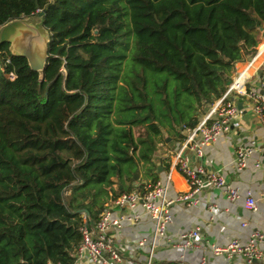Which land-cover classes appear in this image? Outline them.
<instances>
[{"label": "trees", "instance_id": "trees-1", "mask_svg": "<svg viewBox=\"0 0 264 264\" xmlns=\"http://www.w3.org/2000/svg\"><path fill=\"white\" fill-rule=\"evenodd\" d=\"M45 11L42 83L0 45V264H76L83 229L159 181L165 134L184 140L264 41V0H0V28Z\"/></svg>", "mask_w": 264, "mask_h": 264}, {"label": "crops", "instance_id": "crops-1", "mask_svg": "<svg viewBox=\"0 0 264 264\" xmlns=\"http://www.w3.org/2000/svg\"><path fill=\"white\" fill-rule=\"evenodd\" d=\"M258 51L263 53L253 61L247 59L237 65L232 82L244 73L246 89L264 95L261 87V82L264 80V41L257 48ZM251 62L253 63L249 66ZM232 99L239 110V116L231 133L205 147L203 158H198L191 150H186L184 155L189 158L191 167L203 166L208 171L224 176L227 182L239 188L242 198L236 202H230L222 191L207 186L201 194L199 205L189 207L178 203L172 206L173 223L168 228L166 238L159 241L154 252L151 250L155 222L143 213L142 208L134 211L129 208L114 209L113 217L115 218L121 214L133 212L142 214L138 223H124L121 228L110 233L113 244L121 252L126 264H148L150 260L153 264L180 262L203 264L204 258L205 264H244L242 258L235 257L231 260L225 256H215L211 251V246L226 247L234 240L247 243L254 231L264 232V127L253 112V100L245 96H235ZM211 108H206L201 119ZM181 135L185 140L186 132H181ZM165 139V144H159L154 160L159 181L168 184V175L171 174L167 198L174 199L189 190L187 180L175 166V156L184 140L180 141L166 134ZM251 141L257 142L255 152L248 160L247 167L238 171L235 167L236 150L250 144ZM159 169L162 170L161 173ZM136 175L138 179L134 177L133 187L137 188L148 183L149 180L145 179L143 173ZM128 185L129 183H126V187ZM122 189L120 184L115 186L117 191ZM249 194L257 200L256 213H251L245 208V197ZM211 205L216 206L214 213L209 211ZM243 224L246 226L244 227ZM197 229L203 237L202 249L185 251L179 249L180 236ZM141 242L145 243L144 246H140ZM261 248L263 257L257 261V264H264V245Z\"/></svg>", "mask_w": 264, "mask_h": 264}, {"label": "built area", "instance_id": "built-area-1", "mask_svg": "<svg viewBox=\"0 0 264 264\" xmlns=\"http://www.w3.org/2000/svg\"><path fill=\"white\" fill-rule=\"evenodd\" d=\"M261 53L263 51H258L252 61ZM245 76L246 74L243 73L231 83L224 96L212 106L211 110L199 121L195 128L185 131L186 138L175 156V166L187 180L189 190L174 199H168V184L171 180V174H169L168 184L158 181L154 186L149 187L146 192L134 190L123 193L105 209L93 229H83V242L76 253V263L126 264L121 252L113 244L110 233L121 228L124 223H138L142 218V214L133 212L132 214H121L115 218L113 217L114 209L129 208L134 211L137 208H142L143 213L155 222L151 250L154 252L159 241L166 238L168 228L173 223L172 206L178 203L189 207L199 205L201 194L207 186L222 191L230 202H236L242 198L239 188L227 182L221 174L208 171L203 166L191 167L190 160L184 153L186 150H191L198 158H203L205 147L231 133L239 116V110L232 99L235 96H245L254 101L253 112L264 127V95L248 91ZM9 77L12 80L15 78L14 74ZM261 87L264 91V80L261 82ZM256 146L257 142L251 141L250 144L241 146L236 150L235 167L238 171H242L247 167L248 160L255 152ZM245 208L251 213L258 211L257 200L250 194L245 197ZM209 211L214 213L216 206L211 205ZM243 226L246 225L243 224ZM202 241L203 237L198 229L185 232L180 236L178 248L183 251L202 249ZM144 244V242H141L140 246H144ZM262 245H264V232L257 230L251 234L247 243L234 240L226 247L211 246V251L215 256H225L231 260L239 257L244 260V264H257V261L263 257ZM202 263L205 264V258ZM148 264L153 263L150 260ZM177 264L185 263L180 262Z\"/></svg>", "mask_w": 264, "mask_h": 264}, {"label": "water", "instance_id": "water-1", "mask_svg": "<svg viewBox=\"0 0 264 264\" xmlns=\"http://www.w3.org/2000/svg\"><path fill=\"white\" fill-rule=\"evenodd\" d=\"M41 21H32L29 18L15 20L0 28V45L10 44L13 56L24 58L28 61L30 69L39 74L40 83L44 81V74L49 61L50 33ZM251 60V59H250ZM232 82L229 83V86ZM159 169V173H161ZM138 179V175L135 176ZM83 212L89 215L87 210Z\"/></svg>", "mask_w": 264, "mask_h": 264}, {"label": "rangeland", "instance_id": "rangeland-1", "mask_svg": "<svg viewBox=\"0 0 264 264\" xmlns=\"http://www.w3.org/2000/svg\"><path fill=\"white\" fill-rule=\"evenodd\" d=\"M29 19L32 20V21H35V22L41 21V18L38 17V16H34V17L29 18Z\"/></svg>", "mask_w": 264, "mask_h": 264}, {"label": "bare ground", "instance_id": "bare-ground-1", "mask_svg": "<svg viewBox=\"0 0 264 264\" xmlns=\"http://www.w3.org/2000/svg\"><path fill=\"white\" fill-rule=\"evenodd\" d=\"M263 61V60H262Z\"/></svg>", "mask_w": 264, "mask_h": 264}]
</instances>
